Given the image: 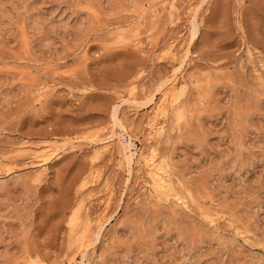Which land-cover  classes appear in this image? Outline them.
<instances>
[{
	"label": "rangeland",
	"instance_id": "rangeland-1",
	"mask_svg": "<svg viewBox=\"0 0 264 264\" xmlns=\"http://www.w3.org/2000/svg\"><path fill=\"white\" fill-rule=\"evenodd\" d=\"M0 264H264V0H0Z\"/></svg>",
	"mask_w": 264,
	"mask_h": 264
},
{
	"label": "bare ground",
	"instance_id": "bare-ground-1",
	"mask_svg": "<svg viewBox=\"0 0 264 264\" xmlns=\"http://www.w3.org/2000/svg\"><path fill=\"white\" fill-rule=\"evenodd\" d=\"M144 6V5H143ZM173 11V10H172ZM195 35H196V33H193V38H195ZM179 70V69H178ZM177 82V81H176ZM174 88V87H173ZM175 90V89H174ZM187 92V91H186ZM174 93H175V91H174ZM173 95V94H172ZM170 97V96H169ZM167 98V97H166ZM170 99V98H169ZM172 99V98H171ZM175 99V98H174ZM153 100V99H152ZM128 101V100H127ZM168 102V101H167ZM171 103V102H170ZM169 103V104H170ZM137 105V104H136ZM171 105V104H170ZM158 109V108H157ZM161 110H162V108H161ZM161 110H160V112H161ZM156 111V110H155ZM154 111V112H155ZM158 111V110H157ZM164 111V110H163ZM165 112V111H164ZM162 115V114H161ZM159 118V117H158ZM151 121V120H150ZM169 121V120H168ZM118 123V122H117ZM151 123V122H150ZM155 124V123H154ZM149 126V125H148ZM154 126V125H153ZM165 129V128H164ZM150 133V132H149ZM158 134V133H157ZM151 136V135H150ZM113 137V136H112ZM105 142V141H104ZM59 148V147H58ZM107 149V148H106ZM155 151V150H154ZM45 153V152H44ZM52 153V152H51ZM56 153V152H55ZM155 153V152H154ZM153 154V153H152ZM35 156V155H34ZM155 157V156H154ZM40 158V157H39ZM42 161V160H41ZM152 161H153V159H152ZM153 163V162H152ZM159 164V163H158ZM165 169V168H164ZM161 170V169H160ZM156 176V175H155ZM154 176V177H155ZM153 177V178H154ZM164 180V179H163ZM156 183V182H155ZM162 183V182H161ZM163 187H164V185H163ZM161 188V187H160ZM166 189V188H165ZM171 194V193H170ZM167 196V195H166ZM177 196V195H176ZM168 197V196H167ZM177 197H179V196H177ZM174 198V197H173ZM179 199V198H178ZM181 199V198H180Z\"/></svg>",
	"mask_w": 264,
	"mask_h": 264
}]
</instances>
